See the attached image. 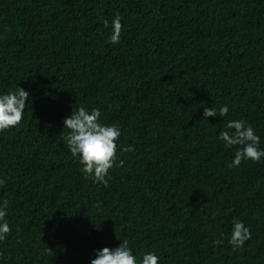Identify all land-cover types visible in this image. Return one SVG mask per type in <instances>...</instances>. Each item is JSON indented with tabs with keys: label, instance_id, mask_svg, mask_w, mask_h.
<instances>
[{
	"label": "trees",
	"instance_id": "trees-1",
	"mask_svg": "<svg viewBox=\"0 0 264 264\" xmlns=\"http://www.w3.org/2000/svg\"><path fill=\"white\" fill-rule=\"evenodd\" d=\"M17 87L30 98L0 132V264H91L124 239L138 264H264V159L229 168L240 146L219 140L244 120L264 149V0H0V95ZM80 106L121 129L107 187L62 139ZM234 219L251 232L236 250Z\"/></svg>",
	"mask_w": 264,
	"mask_h": 264
},
{
	"label": "clouds",
	"instance_id": "clouds-1",
	"mask_svg": "<svg viewBox=\"0 0 264 264\" xmlns=\"http://www.w3.org/2000/svg\"><path fill=\"white\" fill-rule=\"evenodd\" d=\"M104 26H109L108 21L103 20ZM111 34L108 38L109 44H118L121 40L122 23L121 16L117 13L111 24ZM30 93L23 88L17 87L9 90L6 94L0 95V132L18 126L24 117L25 109L28 107L26 101ZM228 107L222 106L219 109V116L228 114ZM101 112L97 108L91 110L80 106L64 120V129L68 130L62 135L67 148L73 158H76L80 165L84 178H92L95 183H102L105 187L109 183V172L117 166L118 144L121 136V129L115 124L105 125L100 122ZM217 110L213 107L204 108L203 118L216 117ZM226 129L234 131H221L219 140L224 142L226 148L238 147L235 158L229 168H237L245 160L259 163L264 159V149H260V137L255 134L251 125L244 120H232L225 125ZM123 152H134L131 146L123 148ZM124 161H119L123 166ZM3 183V181H0ZM8 200L4 199L0 205V241H4L11 232L8 221L5 219L8 207ZM251 239V232L245 224L234 219L232 221V232L229 244L233 250L243 248L246 241ZM215 245L223 243L222 239L213 242ZM160 257L154 252L143 255L139 264H158ZM91 264H138L136 256L129 247L127 239L115 249L105 247L96 253V258Z\"/></svg>",
	"mask_w": 264,
	"mask_h": 264
}]
</instances>
